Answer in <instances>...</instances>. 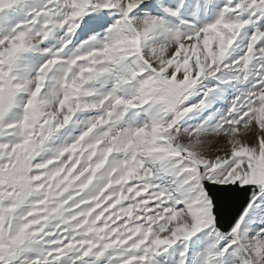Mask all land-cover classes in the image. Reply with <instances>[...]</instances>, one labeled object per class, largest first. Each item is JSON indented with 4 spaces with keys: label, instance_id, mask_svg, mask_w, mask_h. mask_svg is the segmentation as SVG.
Wrapping results in <instances>:
<instances>
[{
    "label": "snow or ice",
    "instance_id": "obj_1",
    "mask_svg": "<svg viewBox=\"0 0 264 264\" xmlns=\"http://www.w3.org/2000/svg\"><path fill=\"white\" fill-rule=\"evenodd\" d=\"M0 264H264V0H0Z\"/></svg>",
    "mask_w": 264,
    "mask_h": 264
}]
</instances>
